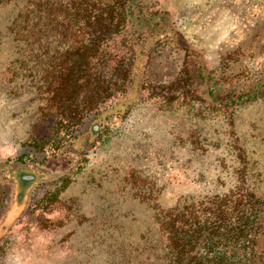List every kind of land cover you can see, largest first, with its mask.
Returning a JSON list of instances; mask_svg holds the SVG:
<instances>
[{
	"label": "rangeland",
	"instance_id": "obj_1",
	"mask_svg": "<svg viewBox=\"0 0 264 264\" xmlns=\"http://www.w3.org/2000/svg\"><path fill=\"white\" fill-rule=\"evenodd\" d=\"M27 1L0 4V161L24 151L41 69L60 46L50 32L32 45L12 39L10 24ZM57 2L50 11L61 19ZM158 8L189 57L172 42L160 45L146 66L148 88L172 93L182 70L199 62L214 98H251L223 113L212 97L191 100L193 94L178 92L137 105L65 187L57 182L36 193L32 214L9 207L0 222V264L131 261L157 240L164 212L189 198L232 191L237 157L245 185L264 196V87L254 96L264 80V0H159ZM50 167L58 173L57 164ZM30 184L20 183L15 199L22 194L25 204Z\"/></svg>",
	"mask_w": 264,
	"mask_h": 264
},
{
	"label": "trees",
	"instance_id": "obj_2",
	"mask_svg": "<svg viewBox=\"0 0 264 264\" xmlns=\"http://www.w3.org/2000/svg\"><path fill=\"white\" fill-rule=\"evenodd\" d=\"M63 1L60 6L57 0H28L10 24L15 43L36 44L40 34L50 32L60 46L41 69L24 151L0 161V222L13 204L32 214L36 193L45 185L65 187L102 139L150 98H174L177 92L193 94L191 100L212 97L222 113L251 98L246 93L214 98L199 62L182 70L172 93L167 86L147 87L146 66L160 45L172 42L189 57L159 0ZM56 2L64 9L61 19L50 11ZM43 7L49 14L44 16ZM263 87L264 80L254 96ZM237 160L238 185L232 191L188 197L164 212L154 244L122 264H264V196L245 185V164ZM23 182H31L25 204L22 194L15 199ZM3 248L0 243V255Z\"/></svg>",
	"mask_w": 264,
	"mask_h": 264
}]
</instances>
